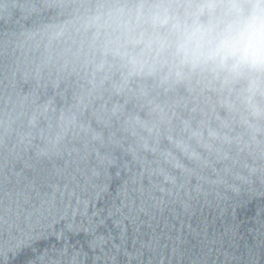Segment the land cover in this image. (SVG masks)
Listing matches in <instances>:
<instances>
[{
	"label": "water",
	"instance_id": "obj_1",
	"mask_svg": "<svg viewBox=\"0 0 264 264\" xmlns=\"http://www.w3.org/2000/svg\"><path fill=\"white\" fill-rule=\"evenodd\" d=\"M205 2L0 0V264H264V73L180 52Z\"/></svg>",
	"mask_w": 264,
	"mask_h": 264
},
{
	"label": "clouds",
	"instance_id": "obj_2",
	"mask_svg": "<svg viewBox=\"0 0 264 264\" xmlns=\"http://www.w3.org/2000/svg\"><path fill=\"white\" fill-rule=\"evenodd\" d=\"M204 11L209 23L186 29L180 52L229 72L264 73V0H206Z\"/></svg>",
	"mask_w": 264,
	"mask_h": 264
}]
</instances>
